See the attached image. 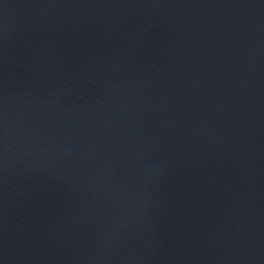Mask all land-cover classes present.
<instances>
[{
    "label": "water",
    "instance_id": "1",
    "mask_svg": "<svg viewBox=\"0 0 264 264\" xmlns=\"http://www.w3.org/2000/svg\"><path fill=\"white\" fill-rule=\"evenodd\" d=\"M0 264H264V0H0Z\"/></svg>",
    "mask_w": 264,
    "mask_h": 264
}]
</instances>
